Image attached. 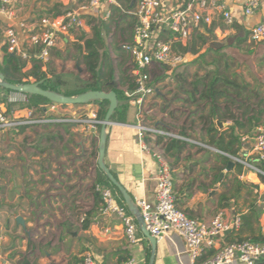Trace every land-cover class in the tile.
Returning a JSON list of instances; mask_svg holds the SVG:
<instances>
[{
    "label": "crops",
    "instance_id": "crops-1",
    "mask_svg": "<svg viewBox=\"0 0 264 264\" xmlns=\"http://www.w3.org/2000/svg\"><path fill=\"white\" fill-rule=\"evenodd\" d=\"M163 1L167 10L180 8L185 2V0ZM260 1L261 4L258 10L253 15L246 16L244 13V0H216L217 5H224L232 13L234 22L230 25L227 24L221 11L215 8L212 10L213 21L211 24L213 27L211 32L224 35L229 32L228 30H231L237 33L238 37L248 34L250 28L264 18V0ZM81 6L80 0H12L9 8L13 11L14 17L9 18L0 14V21L4 25H14L18 29L21 41L26 42L22 28H20L21 22L26 23L32 29L45 15H55L59 10H80ZM70 8L73 10H69ZM107 8L108 6L105 5L99 11L83 12L81 10L80 13L104 16ZM83 23L85 22L83 21ZM205 25L203 24L195 29L192 34L204 32L203 26ZM210 25L206 26L209 27ZM64 34H69V32ZM70 39L74 40L72 34H70ZM64 40L68 42L69 39L65 38ZM5 44V41L0 40V48ZM35 45L36 43H27L30 50L35 48ZM61 49L63 48H61V37L59 36L55 46L50 50L51 55L53 51L57 52V57H52V62L47 65L46 72L50 78H52L50 65L53 66L59 63ZM2 56L3 53L0 52V58ZM197 57L185 56L182 65L187 69H191V72L187 69L180 70L184 75L189 72L193 75L196 73L202 75L213 68L203 64V61L197 59ZM228 57L234 59L231 71L237 73L242 80L249 82V88L259 90L264 97V84H261L256 78L259 75L261 77L264 73V56ZM210 59H212L211 56L205 57V60ZM27 61V69H30L33 63L30 58ZM252 77H254L256 83L251 82ZM57 82L59 85L62 83L60 80H57ZM62 86L61 84V90H63ZM177 91V87L168 89L162 86V89H158V86H156L157 93L155 97L157 102L155 107L148 106L146 101L143 104L144 122L152 124V120L155 119L154 125L170 130L168 123L171 122V119L168 120L167 113L163 112L161 108L165 103L163 100H172ZM124 104V102L122 105L119 104L115 121H112V124L107 127L105 162L134 200L145 198L153 203L155 201L158 162L151 154L140 150L138 132L134 127L139 119L138 107L129 102L127 111H124ZM201 105L205 111L203 114L206 115L209 112V106H204V103ZM171 106L172 108L179 107L177 104ZM153 108L157 110L159 116H150ZM0 109H2L1 111L5 110L3 103H0ZM98 109L99 106L92 103L61 105V115L69 119L81 118L90 116ZM189 111V108H186V112ZM121 112L123 113L121 114ZM200 113L198 116L191 118L195 119L193 130L196 133L192 138L186 136L191 141H185L187 145L182 152L174 154L170 151L168 153L165 146L154 145V147L165 156L171 165L176 204L180 209L184 210L190 217L204 223L210 222L219 212L224 213L228 220L240 216L241 226L236 230L223 234L214 248H206L196 259H193L189 253L185 240L178 233L171 232L169 236L157 243L154 264H206V261L219 248L231 242L235 236L239 235L244 238L264 236V198L261 197V194H264V183L261 182L260 173L254 170H247L246 172L243 166L242 172L239 173L237 163L227 170L222 156L230 155L203 144L200 139L196 138L201 134H206V130L201 131L204 125L198 118ZM236 113L239 116L238 122L224 118L222 121L217 122L218 127L226 132L228 136H237L241 145L240 153L250 158L258 123L250 121L248 116L241 118V111H236ZM249 116H252V114ZM182 121L183 119H180V121L173 124L181 125ZM62 123H69L70 131L68 133L64 134L63 129H61L64 141L71 140V142H74L69 146H75L73 147L75 153L79 154L85 151L89 153V149H93L97 145V140L99 142L100 132L97 129L89 130L85 125L71 121ZM77 136L79 138L76 139ZM12 153L14 160H18L20 154H17L15 148ZM23 158L25 157L23 156ZM79 165L81 166V164ZM79 165L75 163L67 170H62L60 172L61 178H56L53 181L57 182V185H52L51 188L47 186L46 189L40 187L48 181L44 176L45 172L48 171H44L42 166H39L35 172L18 164L11 165L9 170L0 168V264H19L22 255L27 256L30 264H76L85 252H90L96 261L102 264H123L125 260L131 257L135 258L138 264H147V256L149 250L151 251V245L143 234L137 219L135 218L137 223L136 233L139 241L132 244L127 239L121 219L114 214L103 213V202L100 193L95 192L94 189L91 190L98 173L96 165H93L90 169L91 185L84 182L88 180V177L87 174L81 172ZM223 172L224 175L220 178ZM7 175L8 181L5 182L2 177L7 178ZM241 175H243L242 178ZM37 176L40 180H37ZM44 178L46 181H44ZM238 179L246 184H255V186L241 187ZM58 189H62L61 197L54 194ZM111 190L121 204L117 193L112 188ZM46 191H49V193L46 194ZM253 205L257 210V215L245 225L243 216L251 212ZM54 208L64 209L65 212L63 213L62 210V213H58ZM46 220L61 222L58 230L55 226L53 229L51 227L53 231H58V234L56 237L50 238L49 241L46 238V233H49L50 226L44 223ZM36 227L42 228V230L38 229L39 232L42 231V238L35 236L39 243L33 239ZM210 253H212L211 256H209ZM205 257L209 258L196 263V260ZM228 264L244 263L235 259ZM256 264H264V258L257 261Z\"/></svg>",
    "mask_w": 264,
    "mask_h": 264
},
{
    "label": "built area",
    "instance_id": "built-area-1",
    "mask_svg": "<svg viewBox=\"0 0 264 264\" xmlns=\"http://www.w3.org/2000/svg\"><path fill=\"white\" fill-rule=\"evenodd\" d=\"M244 13L246 16L253 15L260 7V0H244ZM12 0H0V14L9 18L14 17L10 10ZM104 18L110 17V6L118 5L117 0H88L82 4L80 10L67 11L64 14L53 16L45 15L32 29L24 22L20 28L24 33L26 42L21 41L18 29L12 25H0L7 44L8 51L24 59L31 57L27 43H39L41 50L36 57L42 64V70L46 71L50 60V50L55 46L59 34L68 33L72 29L83 27V18L80 11H99L105 7ZM218 9L227 24H232V13L224 5H217L216 0H185L183 6L167 10L163 0H136L134 9L127 11L136 19L133 28L132 41L124 42L122 48L128 52L134 61L132 66L133 89H124L128 101L137 106L138 122L134 125L138 132L139 147L142 152L151 154L158 162L156 175L155 201L149 202L145 198H136L140 215L147 230L157 241H162L169 233H178L186 242L187 248L193 259L199 257L206 248H214L218 239L225 233L236 230L241 226V217L235 216L228 220L224 213L219 212L210 222L204 223L190 217L176 204L174 192V179L172 168L164 155L161 154L150 140L158 136L191 141L184 135L173 130L164 129L154 124L145 123L143 120V104L152 95H155L156 85L152 83L150 70L156 63L168 64L172 69L185 61V54L175 48V42L185 44L191 37L192 32L201 25H210L213 21L212 10ZM40 31H38V29ZM164 34V35H163ZM172 36L171 39H166ZM248 42L253 44L264 43V18L253 25L248 33ZM15 93L10 96L11 103H26L28 95ZM54 111L59 109V104H53ZM47 109L37 112L33 108H17L0 110V129H17L23 125L45 124L49 122L71 121L83 124L87 129H97L102 120L97 118V112L90 116L69 119L61 115V118L51 119ZM150 139V140H148ZM219 151V150H217ZM223 153V152H222ZM224 154V153H223ZM250 158L243 153L238 156H229L235 163L241 164L246 170H254L264 174L254 160H264V122L256 130L254 146ZM227 155V154H225ZM241 178L243 175L240 176ZM105 214L118 216L124 224L125 234L130 243L139 241L137 236L136 217L128 210V207L120 204L111 188L97 186ZM264 258V242H232L219 248L207 261L206 264H228L238 259L244 264H256ZM76 264H102L94 258L90 252H85ZM123 264H138L135 258H129Z\"/></svg>",
    "mask_w": 264,
    "mask_h": 264
},
{
    "label": "trees",
    "instance_id": "trees-1",
    "mask_svg": "<svg viewBox=\"0 0 264 264\" xmlns=\"http://www.w3.org/2000/svg\"><path fill=\"white\" fill-rule=\"evenodd\" d=\"M118 5L110 6V17L105 19L103 16H89L91 19H88V23H93L96 21V24L93 26V35L90 38L84 39V43L76 44L77 51L79 56L82 59V64L86 66V70L89 73V80L85 85L76 90V91H62L58 86V82L47 76V72L42 70V64L40 60L36 57V54L41 50V45L37 43L35 48L30 50L31 52V61L33 66L30 69H27L28 61L27 59L22 58L16 54H11L8 51L7 45H3L0 48V52L3 53L2 58H0V71L5 75V79L12 83H29L35 81H41L40 86L44 89H51L65 95L73 96L80 93H83L88 90H104L111 91L114 90L117 93L120 105L124 102L123 105L127 111L129 101L126 97L124 90L119 88V85L126 86L127 70H120L119 83L116 81V64L115 60L110 56L109 50L105 41V37L112 35L116 36L117 33H122L125 36L126 32H129V36L125 38L126 41H132L133 28L136 23V19L133 15L129 14L127 11L134 9L136 5V0H117ZM67 11H58L53 16H58L66 13ZM213 25L209 27L205 26L204 32H198L196 34H191L190 39L186 44L181 42H175V48L177 51L183 54H191L193 56H198L197 59H201L203 64L206 66H212V69L207 70L205 73L200 75L199 73L194 74L193 76H186L182 72L177 73V93L173 95L172 100L163 101L166 103L163 104L161 108L163 112L167 113L168 118L171 119V122L168 123L170 130L175 129V131L181 135L193 137L196 133L193 128L195 125V119H191L193 116L198 117L201 123L204 125L201 128L203 132L206 130V134H201L197 136V139H200V142L208 146L217 148L230 156H238L240 154V140L237 136L226 135L227 133L221 130L218 127V121H222L224 118L231 119L233 122H238V114L236 111H241V118L248 116L250 121L258 123V126L264 122V97L259 90L249 88L250 83L246 80H242L237 73L231 71V66L234 63V59L228 57L226 53L220 52L219 49H214L212 47H207L210 41L208 35L212 31ZM70 32H75V29H72ZM164 35V34H163ZM113 37V38H114ZM172 36H167L166 39H171ZM111 42V46L115 51H120L121 47L117 42ZM248 44V34L244 36L237 37L234 41V45L237 48L243 49L242 45ZM250 45H255L249 43ZM205 49L202 50V48ZM247 53H252L251 48L243 49ZM206 56H211L212 59L205 60ZM220 56V57H217ZM223 61V62H222ZM118 66H122V62L118 63ZM173 69L164 63H156L152 66L150 70V75L152 83L158 86V89H162L160 85L162 82L171 75ZM131 82V81H130ZM134 88V83L131 82L129 89ZM164 88V87H163ZM10 93H13L11 90H8L0 86V103L6 104L7 109L11 111L13 108H33L37 112H44L45 105L47 103L54 102L39 96V95H28V102L26 103H11L9 101ZM157 92L155 91V94ZM171 102V104H170ZM99 106L97 111V118L103 120L107 110L109 108L108 100H97L89 102ZM202 103L204 106H209V112L203 114ZM172 104H177L179 107L172 108ZM82 105V104H77ZM186 108H189V112H186ZM116 113L118 109L115 110L114 114L111 117L112 121H115ZM123 112H121L122 114ZM187 113V114H186ZM252 114V116H249ZM186 115V116H185ZM153 119V117H152ZM183 119L181 125L173 124L174 122L180 121ZM61 125V128L65 133L70 131L69 123L62 122H49L45 123L46 127L51 125ZM152 124H155V119L152 120ZM34 125H23L14 129L13 131L24 132L26 129ZM36 126V125H35ZM102 124L97 126V131L100 132ZM165 128V127H164ZM168 129V128H167ZM48 135V139L54 138L55 134L44 133ZM195 138V137H194ZM195 138V139H196ZM150 140V139H148ZM155 146H165L166 152H173L174 154L182 152L186 147V142L184 140L158 136L155 140H150ZM74 143L71 140L64 141V135L61 134V158L66 156L73 157L71 161L72 164H66L61 162V171L67 170L69 167H72L77 163L86 158V162H90L92 158L98 157V149H94L90 153H75V146H69V144ZM24 144V143H23ZM36 147H40L36 145ZM41 151H44V148H40ZM24 159V158H21ZM224 165H228L229 157L222 156ZM96 163V162H95ZM97 177L94 180L91 190H97V186L102 188H112L116 193L121 202V204L126 205L124 198L118 188L108 179L104 172L98 167L97 163ZM254 163L264 171V160H254ZM83 169H86L84 163L81 165ZM44 169V167H43ZM76 171V170H74ZM238 172H242V165L238 164ZM62 175V173H61ZM261 182L264 183V174L259 175ZM239 185L241 187H246L248 185L255 186V184H246L242 180H239ZM257 210L253 205L251 212L243 216V223H248L252 221L254 216L257 215ZM264 242V236L259 235L257 237H240L235 236L232 238L231 242ZM151 251L149 250L147 256V264L149 263ZM212 253L209 254L211 256ZM209 257L201 258L196 260V263L203 262ZM129 259V258H128ZM127 259V260H128ZM125 260V261H127ZM19 264H30L26 255H22Z\"/></svg>",
    "mask_w": 264,
    "mask_h": 264
},
{
    "label": "rangeland",
    "instance_id": "rangeland-1",
    "mask_svg": "<svg viewBox=\"0 0 264 264\" xmlns=\"http://www.w3.org/2000/svg\"><path fill=\"white\" fill-rule=\"evenodd\" d=\"M80 1L84 5L87 4L88 2V0H80ZM69 10H73V9L70 8ZM80 16L81 18H84L83 20L85 22L83 23L84 24L83 29L81 28L75 29V32H69V34H64V33L59 34V36L61 37V48H63L61 49V58H59V63L54 64L53 66L52 64L50 65V68H51L50 71L52 73L51 79H53L56 82L57 80L58 81L60 80L62 82L61 84L63 85L62 91H65V92L76 91L82 88L85 85V83L89 80V77H90L89 73L86 70V66L82 64L81 62L82 59L78 54L76 44H79L78 42H80V44L81 43L83 44L84 39L92 37L93 35L92 28L96 24V21H94L93 23L87 22L88 19H91L89 16H92L90 13L81 14ZM0 25H4V23L0 21ZM205 26H203V29H205ZM3 29H4L3 27L0 28V40L1 41H5V38L3 35ZM38 31H40V29H38ZM228 31L229 32L224 35L211 32L208 35L210 41L207 47L219 49L220 52L226 53L228 56H264V44L250 45L249 44L250 42H248V44L246 43V45L245 44L242 45L243 49L251 48L253 50L251 54L247 53L243 49L237 48V46L234 45V41L238 37L237 33L231 30H228ZM70 34H72V37H74V40L70 39ZM244 35L245 34H243L242 36ZM127 36H129V32H126L125 36L119 32L117 33L115 37L112 35L105 37L107 47H109L108 48L109 54L115 60L116 80H117L116 82L117 83H119L120 70H127V73H126L127 85L126 86L119 85V88L122 90L126 88L129 89L130 83L133 80L131 70H132L134 61L132 59V56L122 48V44L124 42H128L125 40ZM65 38L69 39L68 42H65L64 40ZM112 41H114L115 43L117 42V44L121 47V50L119 52L115 51L113 47L111 46ZM203 49H205V47H203L202 50ZM185 56H193V55L187 53L185 54ZM52 57L54 58L57 57L56 51H53L52 55L50 53V60L48 62L49 64L52 62ZM121 62H122V66L120 67L118 66V63H121ZM186 69H187L186 67L180 64L179 66L173 69V71L171 72V75L166 79V81L162 82L160 85L163 87L165 86L168 89H170L171 87H177V84H178L177 78H176L177 73L182 72L180 70L184 71ZM187 70H190L191 72V69H187ZM190 72L186 76L191 77L193 74H191ZM254 76L256 77V75ZM256 78L260 81L261 84H264V73L261 75V77L259 75V77H256ZM250 80L251 82L256 83L254 77H252ZM61 84L58 85L60 89H61ZM10 96L13 97L17 95H15V93H10ZM156 102L157 100H156L155 95L150 96L146 100L147 105L148 106L150 105L152 107H155ZM4 105H5V110H7L6 104ZM44 105H45V109L48 110V113L50 114L49 116L52 120L56 118H61V105L60 104H59V109L56 111H54L51 108L53 106V103L50 102ZM65 106H68V105H65ZM156 115H158L157 110L153 108L150 112V116H156ZM13 130L14 129H6V130L0 129V168H5L9 170L11 165L18 164L21 167L22 166L27 167V170L32 169L35 172L39 166L40 167L42 166L44 167V171H48V172H45V175H44L48 181L45 182L44 186H40V187H44L43 189H46L47 186L51 188L52 185L54 186L57 185V182H53V181L56 180V178L60 177L61 162L66 163V164H69V163L72 164V162L71 161L69 162V160L74 159L71 156L70 157L66 156L64 158H61V134L63 133L61 129V125L55 124V125H51L50 127H46V125L44 124H36V126L34 125L30 127L29 129H27L26 131L20 132V133L17 131H13ZM45 132L50 135L55 134L56 136L54 138L48 139V135L46 134L44 135ZM77 138H79V136H77L76 139ZM36 145L40 147L38 148L36 147ZM97 146H99L98 140H97V145H95L93 149H89V153L96 148L98 149ZM14 148L17 150V154H20L19 158L20 157L23 158V156L25 158L24 159L18 158V160H14L15 158H13V153H12V150H14ZM40 148H44V151H41ZM85 160L86 158L82 159L81 161H77L76 164L82 165L84 163V166H86V169H83L79 165L81 172L83 174H87V177H88V180L84 182L86 184L91 185L92 177L90 176L91 174L90 169L91 167H93L97 158L96 159L92 158V160L88 162V164ZM2 179L5 182L8 181V175H7V178L2 177ZM37 180H40L39 176H37ZM44 181H46L45 178H44ZM61 190L62 189H58V191H56L54 194H58V196L61 197ZM48 193L49 191H46V194ZM261 197L264 198V194H261ZM64 208H66V206H64ZM54 210H57L58 213H62V210H63V213L65 212L64 209L54 208ZM44 223L50 226L49 231H48L49 233H46L47 235L46 238L49 241L50 238L57 236L58 231H55V230L53 231L52 229L55 226L56 230H58L59 224L61 222L59 221L57 222L54 220H49V221L46 220L44 221ZM38 229L42 230L41 227H36L34 229L33 239H35V236H38V238H42V233H41L42 231L39 232ZM35 242L39 243V241L36 239H35Z\"/></svg>",
    "mask_w": 264,
    "mask_h": 264
},
{
    "label": "water",
    "instance_id": "water-1",
    "mask_svg": "<svg viewBox=\"0 0 264 264\" xmlns=\"http://www.w3.org/2000/svg\"><path fill=\"white\" fill-rule=\"evenodd\" d=\"M41 81L29 82V83H12L5 79V75L0 71V86L11 90L16 93L23 94H31V95H39L42 96L56 104L60 105H77V104H87L92 101L97 100H108L109 108L107 113L102 120V128L99 136V146H98V167L104 172V174L108 177V179L118 188L120 193L122 194L124 201L129 209V211L136 217L137 222L139 223L141 230L145 237L149 240L151 245V254L148 264H154L155 254L157 248V239L151 235V233L147 230L146 225L140 215V211L135 204V201L132 195L128 192V190L119 182V180L115 177V175L111 172L109 167L105 162V154L107 147V127L112 124L111 117L114 114L115 110L118 108L120 101L118 99L117 93L114 90L104 91V90H88L83 93L69 96L63 93L51 90L44 89L40 86ZM229 157V156H228ZM235 165V162L230 158L227 170H229L232 166ZM247 172V170H246ZM224 175V172L221 173L220 178Z\"/></svg>",
    "mask_w": 264,
    "mask_h": 264
}]
</instances>
